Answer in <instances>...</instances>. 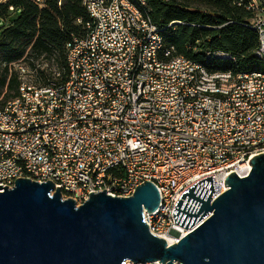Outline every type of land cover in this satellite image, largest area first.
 <instances>
[{
  "label": "built area",
  "instance_id": "2783aa9c",
  "mask_svg": "<svg viewBox=\"0 0 264 264\" xmlns=\"http://www.w3.org/2000/svg\"><path fill=\"white\" fill-rule=\"evenodd\" d=\"M80 1L91 20L83 35L70 34L63 65L12 63L19 87L0 104V184L50 180L78 205L90 191L129 196L151 181L160 199L143 219L173 244L198 224L174 223L181 192L211 175L212 200L230 172L246 176L264 152V71L211 72L173 56L148 0ZM235 2L251 12L243 24L256 30L264 61V0Z\"/></svg>",
  "mask_w": 264,
  "mask_h": 264
},
{
  "label": "water",
  "instance_id": "95a60500",
  "mask_svg": "<svg viewBox=\"0 0 264 264\" xmlns=\"http://www.w3.org/2000/svg\"><path fill=\"white\" fill-rule=\"evenodd\" d=\"M249 164L246 176L230 172L212 200L211 175L181 192L174 223L198 224L170 245L143 219L160 199L151 181L129 196L90 191L78 205L50 180L0 184V264H264V152Z\"/></svg>",
  "mask_w": 264,
  "mask_h": 264
},
{
  "label": "trees",
  "instance_id": "16d2710c",
  "mask_svg": "<svg viewBox=\"0 0 264 264\" xmlns=\"http://www.w3.org/2000/svg\"><path fill=\"white\" fill-rule=\"evenodd\" d=\"M148 5L173 56L191 58L211 72L264 71V61L254 54L257 32L243 24L251 12L235 0H148ZM90 20L80 0L0 2V104L18 93L12 63L26 59L30 65L37 60L63 65L70 34L83 35ZM172 21L180 22L168 25ZM36 75L44 79L50 71L37 68Z\"/></svg>",
  "mask_w": 264,
  "mask_h": 264
},
{
  "label": "crops",
  "instance_id": "0c3cea01",
  "mask_svg": "<svg viewBox=\"0 0 264 264\" xmlns=\"http://www.w3.org/2000/svg\"><path fill=\"white\" fill-rule=\"evenodd\" d=\"M3 1H5V0H1L0 2H3Z\"/></svg>",
  "mask_w": 264,
  "mask_h": 264
},
{
  "label": "rangeland",
  "instance_id": "374dc122",
  "mask_svg": "<svg viewBox=\"0 0 264 264\" xmlns=\"http://www.w3.org/2000/svg\"><path fill=\"white\" fill-rule=\"evenodd\" d=\"M1 1V0H0ZM0 24H1V21H0Z\"/></svg>",
  "mask_w": 264,
  "mask_h": 264
}]
</instances>
